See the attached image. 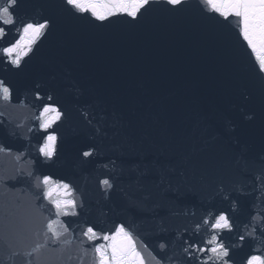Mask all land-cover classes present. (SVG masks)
I'll return each mask as SVG.
<instances>
[{"label":"water","instance_id":"obj_1","mask_svg":"<svg viewBox=\"0 0 264 264\" xmlns=\"http://www.w3.org/2000/svg\"><path fill=\"white\" fill-rule=\"evenodd\" d=\"M16 13L17 26L51 23L21 68L0 55L11 90L0 94V264H95L104 241L83 231L120 224L151 264H184L185 244L207 239L202 220L221 211L234 221L221 235L235 264L264 255V73L235 18L202 0H152L137 20L97 21L66 0H19ZM7 30L0 47L18 38ZM44 104L63 113L47 132ZM49 133L51 159L39 152ZM45 176L83 205L60 217L69 231L59 239L46 229L56 217Z\"/></svg>","mask_w":264,"mask_h":264},{"label":"snow or ice","instance_id":"obj_2","mask_svg":"<svg viewBox=\"0 0 264 264\" xmlns=\"http://www.w3.org/2000/svg\"><path fill=\"white\" fill-rule=\"evenodd\" d=\"M152 0H66V4L75 12L90 14L97 21H107L112 17L127 16L137 20L142 11H147ZM207 10L218 14L225 20L235 18L238 21L239 34L246 42L251 54L255 56L258 63V71L264 73V0H202ZM169 5H182L184 0H166ZM19 0H0V40H5L8 35V27L14 28L18 38L6 42L0 47V55L6 57L8 62L15 68H21L22 60L33 50V46L45 34L50 27V21L21 22L17 26L16 9ZM0 94L4 99H9L11 90L0 80ZM36 99H42L39 92ZM52 100L51 96L47 97ZM62 111L53 104H44L39 114L40 128L47 132L57 121L61 120ZM57 136L49 133L44 137L39 152L47 159H51L56 153ZM93 149L82 151L83 157H91ZM101 183L107 188L112 184L108 179ZM44 186L43 197L55 209L56 219H50L46 224L47 232L52 237L59 239L62 233L69 231L68 225L60 217H76L79 215L77 209L82 203H78L74 195V188L70 183L55 181L49 176L42 180ZM202 224L210 229L207 239L199 242H188L183 247L185 254L184 264H235L232 249L235 245H229L224 241L223 233L231 234L234 230V221L230 216L221 211L219 214H209L208 218L202 220ZM200 225H197L199 231ZM47 232L45 235L47 236ZM88 241L102 240L94 246L96 254L95 264H151V257L146 260L143 254L145 248L138 246V240L124 224L115 227L111 233L101 234L88 226L82 233ZM239 242L245 241L244 235H238ZM39 247V246H38ZM146 247V246H145ZM160 248H165L164 244ZM159 264V262H157ZM245 264H264V255H248Z\"/></svg>","mask_w":264,"mask_h":264}]
</instances>
